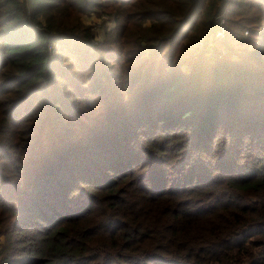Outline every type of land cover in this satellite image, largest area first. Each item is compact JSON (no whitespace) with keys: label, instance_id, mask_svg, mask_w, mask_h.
Masks as SVG:
<instances>
[{"label":"trees","instance_id":"1","mask_svg":"<svg viewBox=\"0 0 264 264\" xmlns=\"http://www.w3.org/2000/svg\"><path fill=\"white\" fill-rule=\"evenodd\" d=\"M219 14L238 60L180 79ZM0 241V264H264V0H0Z\"/></svg>","mask_w":264,"mask_h":264},{"label":"rangeland","instance_id":"2","mask_svg":"<svg viewBox=\"0 0 264 264\" xmlns=\"http://www.w3.org/2000/svg\"><path fill=\"white\" fill-rule=\"evenodd\" d=\"M78 21H80L82 24L88 26L90 28V31L92 32V39H91V45L89 47V51H94L97 48H109L108 44L111 43V39L113 38L114 33H116V31L118 30V24H116V21H114V18L112 15H110L103 7L101 8H97V10L94 11H90L84 15H79L78 16ZM244 17H247L245 14H243L242 16H231V19H233L234 21V25H230L231 28H233L234 30H238L239 28H241V26L243 25V19ZM217 21H218V36H215V34L211 37H207L204 40H200L197 43V47L196 49H190L189 53H190V57L187 59L188 61H190L189 63L186 62H182V64H178V65H172V72L174 71L175 73L180 74V79H187L190 77V74L193 72V74H197L198 70H195V61L197 60L196 56H198V54H200V52H205L204 56L208 57H212V56H216L218 57V59L220 57H222L223 55H228L230 58L233 59V61H237L238 58L232 54V50H230L231 48H224L222 47L223 52H221V54L218 55H213V48L215 45V42L219 41H223L225 38V33L227 30V25L226 23H228L226 21V17L222 14H219L216 16ZM150 22H146L145 25H149ZM236 23H239V25H236ZM253 29H256V32L259 31V27H253ZM247 30H243V33H241L239 35L240 38H243L247 35ZM239 33V32H238ZM210 41H212V46L213 47H208ZM145 44V43H143ZM142 44V45H143ZM205 44V45H204ZM102 46V47H99ZM114 46V45H113ZM223 46H225L223 44ZM53 49V53L55 55H60L61 53L65 54V58L68 57L69 55V49L67 48L66 50H64L65 44L63 42L59 43V44H53L52 46ZM71 46H69L70 48ZM207 47V48H206ZM225 53V54H224ZM69 61V60H68ZM124 61V58L122 57L120 62ZM176 68V69H175ZM86 159L88 161H90L91 156H88V158H84V159H78V161H80V163H84L86 161ZM72 163V162H71ZM70 164V163H68ZM67 170H65V172L62 174L61 177L58 178L61 179L62 177H64L67 173ZM58 171V170H57ZM57 171L53 172L52 174H55ZM58 176V175H57ZM56 176V177H57ZM48 195H52V196H56L57 195V191H51V192H46ZM72 196L69 197V199ZM39 221V220H36ZM35 221V222H36ZM20 233V232H19ZM18 242H23V244L28 243L29 241V237L30 234L29 233H20V234H14L13 237H16ZM1 240H4L3 237H1ZM1 242V241H0Z\"/></svg>","mask_w":264,"mask_h":264},{"label":"built area","instance_id":"3","mask_svg":"<svg viewBox=\"0 0 264 264\" xmlns=\"http://www.w3.org/2000/svg\"><path fill=\"white\" fill-rule=\"evenodd\" d=\"M218 34H219V32L217 31V32L215 33V36H218ZM209 45H211V43H209Z\"/></svg>","mask_w":264,"mask_h":264}]
</instances>
